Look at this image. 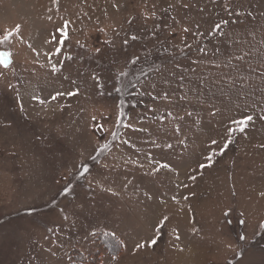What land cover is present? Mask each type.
Returning <instances> with one entry per match:
<instances>
[{"label": "rangeland", "instance_id": "374dc122", "mask_svg": "<svg viewBox=\"0 0 264 264\" xmlns=\"http://www.w3.org/2000/svg\"><path fill=\"white\" fill-rule=\"evenodd\" d=\"M17 25L0 264H264V0H0Z\"/></svg>", "mask_w": 264, "mask_h": 264}, {"label": "snow or ice", "instance_id": "6c2138e0", "mask_svg": "<svg viewBox=\"0 0 264 264\" xmlns=\"http://www.w3.org/2000/svg\"><path fill=\"white\" fill-rule=\"evenodd\" d=\"M54 2H58V0H54ZM67 21H65V25H67ZM217 29L220 28V25H216L215 26ZM19 30H20V26L17 25L15 27V29L11 30V31H6L5 34L0 37V43H3L5 41H8L15 33H19ZM58 31L62 32L63 33V29H58ZM185 31H187V29H185ZM53 40H55V37H53ZM56 52L59 53V49H56ZM11 63V59H10V54L9 53H0V65H2L3 67L7 68ZM58 69L56 68L55 65H53V71H57ZM65 93H56L55 96L52 97L53 100L56 99V96H60V95H64ZM67 95H75V93L73 92H69L67 93ZM34 99H39L38 97H34ZM43 102V101H41ZM252 120V117L251 116H245L239 120H233L232 123L237 125V128L236 129H229V131H235V130H239L241 132H243L245 130V127L247 126V123L249 121ZM211 143L213 145H215L217 143V141L215 140H212ZM209 160H211V156L208 157ZM161 167H164V168H167L169 167V165L167 164H162ZM200 167H205L204 164H201ZM85 171H87V169H85ZM194 179V177H193ZM175 199V198H174ZM186 199V197H185ZM168 218L167 217H164L161 221H160V225L162 226L163 223L167 220ZM147 242H150L151 244H155L156 243V239L154 238H149V241H146L145 243H138L136 244V248L139 249V248H143L146 246V243Z\"/></svg>", "mask_w": 264, "mask_h": 264}, {"label": "trees", "instance_id": "16d2710c", "mask_svg": "<svg viewBox=\"0 0 264 264\" xmlns=\"http://www.w3.org/2000/svg\"><path fill=\"white\" fill-rule=\"evenodd\" d=\"M97 242L112 256L116 257L122 250V243L120 239L110 233L98 234ZM98 256H91V254H84L79 250L71 251V260L69 264H83V263H95Z\"/></svg>", "mask_w": 264, "mask_h": 264}, {"label": "water", "instance_id": "95a60500", "mask_svg": "<svg viewBox=\"0 0 264 264\" xmlns=\"http://www.w3.org/2000/svg\"><path fill=\"white\" fill-rule=\"evenodd\" d=\"M0 53H8V51L7 50H5V49H0ZM10 59H11V62H12V58H11V55H10ZM11 64V63H10ZM10 66V65H9ZM8 66V67H9Z\"/></svg>", "mask_w": 264, "mask_h": 264}]
</instances>
